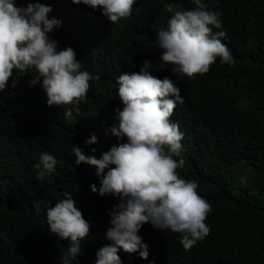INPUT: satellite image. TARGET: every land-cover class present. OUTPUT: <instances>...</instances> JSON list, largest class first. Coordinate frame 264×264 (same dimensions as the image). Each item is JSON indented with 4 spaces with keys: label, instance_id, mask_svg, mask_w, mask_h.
I'll return each instance as SVG.
<instances>
[{
    "label": "trees",
    "instance_id": "16d2710c",
    "mask_svg": "<svg viewBox=\"0 0 264 264\" xmlns=\"http://www.w3.org/2000/svg\"><path fill=\"white\" fill-rule=\"evenodd\" d=\"M36 2L50 5L49 16L62 22L50 34L58 48H73L82 69L100 78L89 82L74 123L63 107L46 105L39 85L27 86L34 73L0 92V264H59L69 242L49 232L45 213L33 204L54 207L64 192L90 224L78 264H95L96 252L110 243L105 239L108 213L118 200L90 191V185L99 187L96 170L76 166L72 147L99 158L117 143L111 133L105 135L116 123L114 109H122L117 78L138 72L144 60L153 66L159 62L156 35L172 15L166 4L179 3L185 10L194 5L191 0H136L132 15L112 24L99 9L71 0H16L17 6ZM203 2L221 13L227 29L222 42L234 64H222L218 57L207 73L193 79H177L168 69L152 74L168 76L180 88L184 103L170 117L183 133L185 164L177 171L196 181L198 194L210 204L205 220L210 232L185 250L179 234L146 223L138 235L148 246V258L120 250L122 264H264V0ZM92 134L97 143L86 145ZM42 152L53 155L57 165L49 177L37 179L34 165Z\"/></svg>",
    "mask_w": 264,
    "mask_h": 264
},
{
    "label": "clouds",
    "instance_id": "9594fccd",
    "mask_svg": "<svg viewBox=\"0 0 264 264\" xmlns=\"http://www.w3.org/2000/svg\"><path fill=\"white\" fill-rule=\"evenodd\" d=\"M191 2L194 7L188 10L179 3L165 5L164 10L172 15L167 28L156 35L161 50L159 62L153 66L144 60L138 72H124L117 78L122 109H114L116 123L105 132L111 133L117 143L99 158L86 155L78 146L72 147L76 166L83 163L96 170L99 187L90 185V191L118 200L108 213L105 239L110 243L96 252L95 264H122L120 250L146 260L148 246L138 235L146 223L153 230L179 234L185 250L203 241L210 232L205 223L210 204L198 194V183L182 178L177 171L185 164L183 133L170 117L176 105L184 103L180 88L168 76L160 79L152 74L168 69L177 79H193L207 73L218 57L222 64H234L230 49L222 42V38H227V29L222 28L221 13L209 10L203 0ZM71 3L93 11L99 9L109 23L117 24L132 15L136 0ZM51 12L50 5L39 2L17 6L16 0H0V92L6 87L14 88L19 77L34 73L27 86L39 85L46 105L63 107L65 118L74 123V113H80L79 105L87 98L89 82L100 77L82 69L73 48H58L50 34L62 22L50 17ZM121 140L125 142L120 143ZM95 143V134L85 141L86 145ZM92 152L95 153L94 148ZM56 165L53 155L42 152L34 165L37 179L49 177ZM33 208L45 213L50 233L69 242L59 264H78L81 242L87 237L90 224L75 207L69 192H64L54 207L45 205L42 209L34 203Z\"/></svg>",
    "mask_w": 264,
    "mask_h": 264
}]
</instances>
